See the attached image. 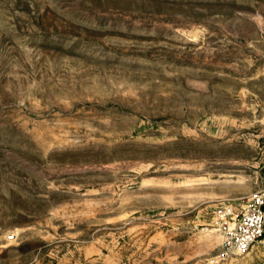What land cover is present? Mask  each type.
Returning a JSON list of instances; mask_svg holds the SVG:
<instances>
[{"label":"rangeland","instance_id":"rangeland-1","mask_svg":"<svg viewBox=\"0 0 264 264\" xmlns=\"http://www.w3.org/2000/svg\"><path fill=\"white\" fill-rule=\"evenodd\" d=\"M257 191L264 0H0V264H264Z\"/></svg>","mask_w":264,"mask_h":264},{"label":"built area","instance_id":"built-area-1","mask_svg":"<svg viewBox=\"0 0 264 264\" xmlns=\"http://www.w3.org/2000/svg\"><path fill=\"white\" fill-rule=\"evenodd\" d=\"M212 222L221 234L225 255L246 253L264 235V193L219 201Z\"/></svg>","mask_w":264,"mask_h":264}]
</instances>
